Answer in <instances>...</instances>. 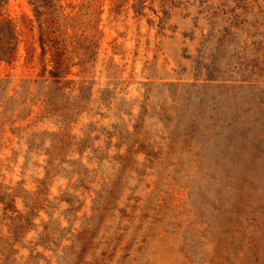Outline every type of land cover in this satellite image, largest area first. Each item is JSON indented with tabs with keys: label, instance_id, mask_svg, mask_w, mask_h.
I'll use <instances>...</instances> for the list:
<instances>
[{
	"label": "rangeland",
	"instance_id": "374dc122",
	"mask_svg": "<svg viewBox=\"0 0 264 264\" xmlns=\"http://www.w3.org/2000/svg\"><path fill=\"white\" fill-rule=\"evenodd\" d=\"M0 264H264V0H0Z\"/></svg>",
	"mask_w": 264,
	"mask_h": 264
},
{
	"label": "trees",
	"instance_id": "16d2710c",
	"mask_svg": "<svg viewBox=\"0 0 264 264\" xmlns=\"http://www.w3.org/2000/svg\"><path fill=\"white\" fill-rule=\"evenodd\" d=\"M8 26H9V29L12 31V34H13L12 38L14 40H16L15 32H14L12 25H10V21L8 19H5L2 22H0V30H1V28L3 29L4 27L6 28Z\"/></svg>",
	"mask_w": 264,
	"mask_h": 264
}]
</instances>
